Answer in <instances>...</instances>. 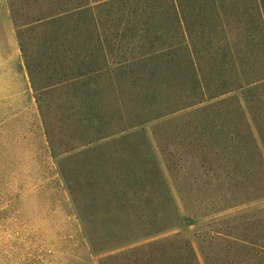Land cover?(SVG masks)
<instances>
[{"label":"rangeland","instance_id":"374dc122","mask_svg":"<svg viewBox=\"0 0 264 264\" xmlns=\"http://www.w3.org/2000/svg\"><path fill=\"white\" fill-rule=\"evenodd\" d=\"M75 1L0 0V51H9V72L4 75L8 85H0V264H100L106 255L122 248L92 253L89 232L142 231L150 221L168 216L177 217L174 227L145 237L136 245L156 242L147 251L164 259L166 251L189 242L203 264H264V195L242 202L264 193V78L242 83L264 75V66L256 71L251 62L243 63L236 57L205 56L200 61L206 64V87L215 92L242 86L66 152L88 134L108 132L109 127L115 130L137 118L141 113L137 106L143 102L141 84L136 85L126 69L105 74L97 84H93L95 77L67 81L69 64L76 63L80 69L82 61L75 55L85 54L86 41L96 39L99 30L118 33L120 29L130 39L139 37V24L128 21L134 5L129 9L119 2L105 7L100 1L93 2L94 7L85 13L29 26L26 46L41 88L39 105L23 57L19 25L72 8ZM77 21H81L78 28ZM95 51L92 49L98 55ZM141 51L144 48L122 46L112 57L119 59ZM146 77L143 71V85H148ZM84 87L102 89L107 105L101 112L103 121L91 127L87 120L95 101L91 108ZM205 121L223 125L220 134H209L223 139L217 142L208 135L201 139L183 135V125H203ZM139 153L151 154V163L133 158L130 170L120 168V158L130 159ZM169 153L170 171L165 161ZM154 164L163 173L169 201L156 193H145L142 185L141 189L135 186L139 180L136 173ZM193 167L196 174L191 175ZM205 169L216 174L210 177ZM62 173L80 180L75 184L84 198L83 207L94 216L90 222L78 216ZM127 174L131 176L125 180ZM119 175L123 176L121 182ZM116 186L126 187L122 202L114 199ZM169 238H176L177 243ZM237 238L247 239L246 244ZM145 252L142 249L138 253L140 258ZM128 263L135 264L123 259L119 264Z\"/></svg>","mask_w":264,"mask_h":264},{"label":"trees","instance_id":"16d2710c","mask_svg":"<svg viewBox=\"0 0 264 264\" xmlns=\"http://www.w3.org/2000/svg\"><path fill=\"white\" fill-rule=\"evenodd\" d=\"M136 1L143 3L145 6L141 7ZM93 2H100L99 4L105 7L117 5L121 2L126 3L129 9L134 5L133 15L130 13L128 21L133 20L136 25L139 24L140 27L136 29V34H139V37L130 39L129 34H121L120 29H117L118 33L116 31L106 33L99 30L98 34H95L96 39L88 38L86 41L85 54L83 56H80V54L75 55V57H79V61H82L80 69H76L78 67L76 63L69 64L68 67L71 73L66 77L67 81H81L85 77L89 80L95 77L93 84H97L98 81L102 80V77H105V74L114 70L122 71V69H126L133 74L134 83L136 85L141 84L139 92L143 102L137 106L138 112H141L138 113L140 115L137 118L128 120L126 125H120L115 130L109 127L108 132L104 130L98 135L88 134L86 139H83L78 146H70L66 152L103 140L114 134L115 131H125L152 119L197 106L207 98L228 93L242 86H228L215 92L206 87L207 79L203 73L206 64H202L200 61L205 56L209 58L215 55H221L226 58L236 57L243 60V63L251 62L252 68H256V71L264 66V61L257 60L259 57H264V0H77L72 8L61 9L54 14L19 25V40L23 50V57L40 106L42 102V97L39 94L41 88L36 83L35 68L26 46L25 37L28 29H30L29 26H34L35 24L42 26L43 20L51 19L50 21L48 20L51 22L62 20L65 16L73 15L72 13H85L94 7ZM97 23H99V20ZM80 24L81 21H77L76 27L78 28ZM130 29L127 27L128 31ZM140 30L143 31L139 33ZM122 46L128 49L130 47H142L144 51L119 59L112 57L113 51L119 50ZM92 49H96L95 52L98 55H94ZM210 65L215 66L213 63H210ZM139 71L142 72L141 75H138ZM143 71L147 73L146 82L148 85H143L140 82L144 80ZM262 78H264V75H258L253 79L244 80L242 83L248 84ZM83 89H87L84 93L86 94L87 102L91 103V108L92 102L95 101V107L91 109L92 112L87 120L91 127L103 121L104 117L101 112L107 105L103 101L104 97L101 96L102 89H97V87H84ZM201 109L205 108L202 107ZM182 128L184 136H196L195 139H201L207 135L211 138H217V142L223 139V137L209 135L212 132L220 134L224 129L223 125L205 121L203 125L198 122L191 125L185 124ZM219 128L220 131H218ZM49 141L53 152L56 154L52 141ZM151 156V154H132L130 159L122 157L118 162H120V168L130 170L128 165L131 164L130 161H133V158H137L139 162H143L146 159L151 163ZM165 159L167 168L170 171V153L165 155ZM205 171V174L210 177L216 174V171H213V173L207 169ZM190 173L191 175L196 174V169L194 167L191 168ZM136 175L139 180L134 185L137 188L141 189L142 185L145 193L150 195H152L151 193H156L169 201L170 191L163 179V173L157 168V165H148V168L139 170ZM120 176L122 175L118 176L119 182L123 180V176ZM130 176V174H127L125 180ZM216 176L218 180L220 174L217 173ZM62 177L69 187L78 216L90 222L94 216L83 207L84 198L81 197V192L75 184V180H80H72L64 173H62ZM100 177L99 181L101 180ZM91 186L97 187L98 184H91ZM124 188L123 186L121 188L119 186L115 187V201L122 202L124 200L123 198L126 197ZM263 195L264 193L255 197L252 196L242 202H247ZM121 204L123 207H120L119 211L122 213L124 204ZM231 206H233V203L222 209ZM160 224L163 227H158ZM175 224H177V217L173 219L168 216L158 221H150L147 229L142 231L120 229L112 232L108 230L103 233L89 232V244L92 253H102L122 248L120 251L106 255L100 264H119L121 259L133 260L135 264H203L195 248L189 242L180 247H174L173 251H166L164 259L162 256H157V254L147 251L148 249L152 250L156 242H149L141 247L136 245L141 239L152 236L167 227H174ZM169 239L177 243L176 238ZM236 241L246 244L247 239L237 238ZM127 246H132V248L124 249ZM142 249H146V252L143 258H140L138 253ZM182 251L183 253L181 254Z\"/></svg>","mask_w":264,"mask_h":264},{"label":"crops","instance_id":"0c3cea01","mask_svg":"<svg viewBox=\"0 0 264 264\" xmlns=\"http://www.w3.org/2000/svg\"><path fill=\"white\" fill-rule=\"evenodd\" d=\"M9 72V51H0V74L1 81L0 85H8L6 81H4V75H8Z\"/></svg>","mask_w":264,"mask_h":264}]
</instances>
